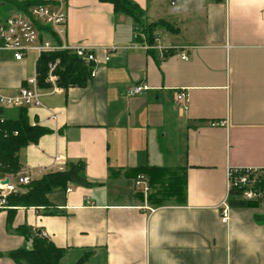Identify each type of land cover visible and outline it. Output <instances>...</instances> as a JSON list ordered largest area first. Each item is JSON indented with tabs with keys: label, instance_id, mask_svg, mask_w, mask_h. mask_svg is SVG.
Here are the masks:
<instances>
[{
	"label": "crops",
	"instance_id": "obj_1",
	"mask_svg": "<svg viewBox=\"0 0 264 264\" xmlns=\"http://www.w3.org/2000/svg\"><path fill=\"white\" fill-rule=\"evenodd\" d=\"M134 1L168 52L145 49V33L135 37L133 19L111 3L68 0L67 42L96 49L94 75L84 87L42 89L43 106H27L30 122L52 131L20 151L19 173L50 167L57 155L61 170L84 161L91 185L51 193L56 214L15 207L11 229L2 209L0 253L29 248L15 231L28 226L65 249L60 264L84 254L82 264H264V205L221 217L229 169H264V0H184L172 12L163 0ZM35 69L31 53L17 61L0 50V92L15 94ZM140 83L148 90L129 96ZM177 89L188 94L186 110ZM50 109L57 121L47 120ZM159 137L169 165L185 171L183 204L154 207L135 189L134 169L167 167L158 147L160 156L150 153ZM127 179L133 191L119 193ZM0 264L20 263L3 255Z\"/></svg>",
	"mask_w": 264,
	"mask_h": 264
},
{
	"label": "trees",
	"instance_id": "obj_2",
	"mask_svg": "<svg viewBox=\"0 0 264 264\" xmlns=\"http://www.w3.org/2000/svg\"><path fill=\"white\" fill-rule=\"evenodd\" d=\"M99 1L111 3L115 15L123 14L132 18L135 24L142 28V32L147 36L149 43H154L153 28L158 25L144 23V11L134 0ZM34 3H36V0H0L1 6L27 13L28 6ZM39 29L41 31L50 30L49 27L40 25ZM56 59H60L56 74L59 77L58 84L62 88L84 87L88 84L93 68L91 64H86L75 54L68 51H53L43 53L37 61L39 85L42 88L47 89L50 87V84L46 82L48 64L56 61ZM8 109L0 107V177L19 173L22 169L20 151L30 144L38 143L43 135L52 131L48 127L32 124L28 117L27 107L18 108L16 117L9 116L7 114ZM167 172L166 168L156 166L140 167L132 171L133 176L142 173L149 177V183L153 189L158 184L161 185V189L150 191L146 196L144 193H140L154 207L183 204L186 201L187 179L185 171L178 168L177 172H173L168 177L169 181H163L162 175H168ZM234 173L237 175L247 172L235 171ZM248 178L249 184H237L229 190L227 195L229 207H258L264 205V169L251 172ZM69 184L91 185L85 175L84 161H70L67 168L63 170L48 171L33 179L28 185V191L10 195L7 202L9 229L12 228L15 207L18 206L43 208L44 214H56L57 212L53 210L55 207L50 200V195L56 190L65 192ZM248 188L253 189L256 194L252 199H247L244 196V189ZM256 216L258 219L260 218L259 215ZM15 231L28 240L30 243L29 248L23 247L8 253H0V256L7 255L20 264H60L65 249L56 246L49 238L42 236L39 229L21 226ZM87 257L88 254H84L76 264H82Z\"/></svg>",
	"mask_w": 264,
	"mask_h": 264
},
{
	"label": "built area",
	"instance_id": "obj_3",
	"mask_svg": "<svg viewBox=\"0 0 264 264\" xmlns=\"http://www.w3.org/2000/svg\"><path fill=\"white\" fill-rule=\"evenodd\" d=\"M13 10L16 11L18 15L0 16V50L11 52L14 59L17 61L23 60L30 53H35L36 69L33 76L29 77L26 83L22 85L15 94H3L0 92V107L20 108L27 106H43L42 89L45 88L39 85V74L37 70V61L41 55L45 52L68 51L75 54L86 64H91L93 66L97 63L96 49L83 44H69L67 42L68 0H36V3L28 6V13L17 9ZM39 25L42 27L47 26L50 30L41 31ZM142 34H144L142 28L136 26L135 37L140 38ZM143 47L148 49V51L159 49V51L164 53L168 52V49H170V47L160 45L156 38H154L153 44L143 45ZM181 58L187 60L189 56L186 53H182ZM107 60H109V57H107ZM59 63L60 59H56V61L48 64L46 82L50 84V87L46 90L50 93H58L64 90V88L58 84L59 77L56 74V68ZM93 69L94 68H92L91 76L94 75ZM148 88L149 86L144 83L136 84L127 89V94L129 96L142 95ZM174 100L181 109L186 110L188 108L189 99L186 90L177 89L174 92ZM57 115L55 110L50 109L47 120L57 121ZM59 158V156L55 155L50 167L43 168L34 174L17 173L6 175L4 178H1L0 209L8 208V197L13 194L24 193L33 179L51 170H61L56 167V162ZM235 171H246L249 175L251 172L261 171V169L255 167L229 169L227 175L228 192L237 184H249L247 173L235 175ZM6 178H8L9 181L4 183L3 181H5ZM135 184L139 188L141 187L145 194L150 190L148 177L145 174H138ZM71 190V187H67L66 189L67 192ZM255 195L253 189H244L245 198L252 199ZM222 220L223 222H228L229 220V205L227 202L224 203ZM40 234L49 238L45 231H40Z\"/></svg>",
	"mask_w": 264,
	"mask_h": 264
},
{
	"label": "rangeland",
	"instance_id": "obj_4",
	"mask_svg": "<svg viewBox=\"0 0 264 264\" xmlns=\"http://www.w3.org/2000/svg\"><path fill=\"white\" fill-rule=\"evenodd\" d=\"M163 1H164L165 8L168 9L170 12L176 10L177 8H179V6L181 4L184 3V0H174L176 2V4L171 5V1L172 0H163ZM7 15H18V13L16 11L8 8L7 6H1L0 5V16H7ZM145 18L148 19L147 16H145L144 19ZM31 54L34 55V56H36L35 53H31ZM166 139H167V137H165V138L159 137V139L157 138V144H155V143H151L150 144V153H151L152 156H155V158L158 157V156H160V153L155 150V148L157 149V147H158L159 148V151L163 153V155H164V157L166 159V161L164 163V166H167V167H164V168H166L168 170V172H167L168 175H166V174L162 175V180L163 181H169L168 177L170 175H172L173 172H177L178 171V168L177 167H174V165H169L170 163L167 162V160H170L172 158L173 154H172V152H170L167 149ZM159 167H161V166H159ZM136 177L137 176H135L134 184H135ZM125 182L127 184H125V186H122V188L120 189V192L119 193H122V192L127 193L128 191H133V180L132 179H127V180H125ZM148 184H149V187H150L149 192L150 191L151 192L157 191V190H159V189L162 188L161 185L158 184L157 187L155 186L154 189H153V187H151V185L149 183V179H148ZM135 189L138 192H140V193L142 192V193L145 194L144 190L142 191V188L141 187L139 188L136 184H135ZM26 191H28V189ZM148 193H146V195ZM224 203L225 202H223L222 208H221V217H222V211H223V208H224Z\"/></svg>",
	"mask_w": 264,
	"mask_h": 264
},
{
	"label": "water",
	"instance_id": "obj_5",
	"mask_svg": "<svg viewBox=\"0 0 264 264\" xmlns=\"http://www.w3.org/2000/svg\"><path fill=\"white\" fill-rule=\"evenodd\" d=\"M8 181H9V179H8V178H6V179H5V181H3V182H4V183H7Z\"/></svg>",
	"mask_w": 264,
	"mask_h": 264
}]
</instances>
